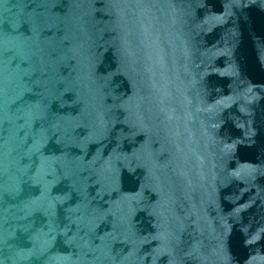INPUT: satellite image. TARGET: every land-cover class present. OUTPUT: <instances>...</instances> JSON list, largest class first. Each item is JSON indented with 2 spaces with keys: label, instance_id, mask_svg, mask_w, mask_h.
I'll list each match as a JSON object with an SVG mask.
<instances>
[{
  "label": "water",
  "instance_id": "1",
  "mask_svg": "<svg viewBox=\"0 0 264 264\" xmlns=\"http://www.w3.org/2000/svg\"><path fill=\"white\" fill-rule=\"evenodd\" d=\"M0 264H264V0H0Z\"/></svg>",
  "mask_w": 264,
  "mask_h": 264
}]
</instances>
